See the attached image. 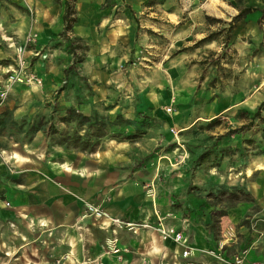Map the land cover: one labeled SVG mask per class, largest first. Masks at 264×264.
<instances>
[{
  "label": "rangeland",
  "instance_id": "374dc122",
  "mask_svg": "<svg viewBox=\"0 0 264 264\" xmlns=\"http://www.w3.org/2000/svg\"><path fill=\"white\" fill-rule=\"evenodd\" d=\"M63 1H56L58 17H61ZM70 1L76 15L73 27L68 33L60 30L53 40L43 43L39 38L40 25L35 28L39 21L35 1L28 4L0 0V59L13 63L15 46L24 44L29 33L35 34L34 41L25 43L24 56L32 69L44 72L41 85L36 87L42 91L43 98L33 88L34 84L18 87L15 84V89L12 84L0 103V159L11 165L7 162L6 156L10 154L6 155V150L10 153L11 146L19 148L20 140L30 139L42 124L50 144L80 150L94 149L108 137L135 138L144 152L134 157L131 172L137 173L136 181L143 189L145 202L152 206L156 224L178 226L185 231L188 245L197 237L204 242L200 247L191 244L195 251L192 258H181L175 252L174 264H232L236 255L243 256V262L264 264V110L260 116L251 118L264 99V22L258 25L257 34L244 39L247 40L244 45L250 48L243 54H238L234 47L233 32L237 21L228 31L216 33V38L222 35L223 40L226 32L230 36L226 43L223 41L220 51L207 55L210 62L213 61L211 67L202 65L206 60L197 50H192L193 45L198 44L194 42L189 47L191 51L186 50L188 71L182 73L181 82L176 80L164 90L149 95L148 87L142 90L135 81L154 80V75L150 77V68L145 67L155 62L162 67V61L174 50L167 43L170 40L161 36L157 46L142 45L139 55L109 67L108 75L102 72L108 68L104 66L106 60L104 65L93 64L92 68H102L92 78L88 73L89 64L80 67L81 61L69 66L73 59L69 47L76 39L78 23L84 30L90 24L108 26L109 20L104 17L110 14L113 18L122 9V5H113L132 0ZM198 1L205 7L203 11L223 19L218 23L207 20L210 26L205 23L204 35L227 27L232 17L228 15L227 4L234 2L241 6L263 2ZM15 15L26 16L29 20L23 39H20L23 28L14 27L16 37L10 35L8 24ZM78 40L86 44V38ZM119 50L113 53H121ZM78 51L77 54L84 55L85 50L79 48ZM221 51L225 52V57L215 64L213 59ZM50 74L53 76L49 77ZM158 78H164L163 70ZM186 80L194 83V88L190 96L184 97L181 90ZM49 83L54 85L51 91L46 88ZM27 97H40L42 108L35 106L37 111L31 115L14 116L21 100ZM151 99L160 101L159 111L154 112L157 108L153 105L137 108L140 100ZM209 100L219 106L214 112L207 107ZM116 103H120V110L113 109ZM168 105L172 107L169 112L165 110ZM212 118L219 122L209 126L207 123ZM102 133L105 134L99 135ZM130 133L135 136L125 137ZM12 141L14 144L9 145ZM203 151L205 156L198 159ZM127 237L123 235L122 240L131 241ZM106 239L105 235H98L103 250ZM172 243L183 247L175 241ZM4 256L0 251V264H5Z\"/></svg>",
  "mask_w": 264,
  "mask_h": 264
},
{
  "label": "crops",
  "instance_id": "0c3cea01",
  "mask_svg": "<svg viewBox=\"0 0 264 264\" xmlns=\"http://www.w3.org/2000/svg\"><path fill=\"white\" fill-rule=\"evenodd\" d=\"M19 1L28 4L33 2ZM34 1L39 18L35 28L40 25L38 31L40 40H43V43L50 42L60 30H63L62 18L58 17L59 4L56 3L59 0ZM262 4L263 2H259L254 5L260 7ZM121 5V13L113 18L109 17L110 14L104 17L105 20H109L108 26L90 24L84 30L79 23L77 25L76 38H86L87 44L80 67L89 64L88 73L92 78L96 76L98 69L102 68V66L92 68L93 64L96 66L105 64L104 66L108 68L102 72L108 75L109 67L121 64L130 56L139 55L142 45L157 46L158 37L161 36H166L170 40L167 43L173 46V52L162 61V67L159 68L161 64L159 62L145 67L150 68V77L154 75L153 81L146 83L135 81L142 90L148 87L149 95L153 91L164 90L176 80L181 82L182 73L188 71L186 58L189 53L186 50L191 51L189 47L194 42L198 43V46L193 45L192 50H197L201 58L206 60L202 65L204 67L214 65L207 55L220 51L224 40L220 35L211 40L197 42L205 36L206 26H210L205 15H211L208 11H203L205 7L200 1L132 0L130 3L127 1L113 6ZM245 5L250 4L241 6L234 2L227 4L229 17ZM259 14L260 11L257 9L237 20L233 39L238 54L249 51L250 47L244 45L247 42L244 39L250 34H257ZM211 16L222 18L220 15ZM8 25L12 37L16 32L14 27L23 28L24 31L20 33V39H23L28 30L29 20L26 16L15 15ZM113 50L122 51V54L118 52L114 54ZM162 70L164 78L157 79ZM37 72L44 75V72L38 70ZM15 84L17 87L26 85L14 83L12 89L17 88L14 87ZM53 86V83H49L46 88L51 91ZM36 87L38 86H33L43 98L42 91ZM193 88L194 83L186 80V84L182 86V95L190 96ZM42 102L40 97L22 99L13 115H31L37 111L35 106L42 108ZM119 104L116 103L113 109L120 110ZM206 104L212 112L218 106L214 100L206 101ZM10 105L13 103L10 102ZM152 105L159 108L160 101L140 100L137 108L146 109ZM158 108L154 109V112H157ZM166 121L168 122V119ZM16 136L21 139V136ZM11 144H14V141L9 143ZM143 152L135 138H104L91 150H80L60 144L52 145L46 135L44 124L31 134L30 139L20 140L19 148L11 146L10 153L6 150V155L10 154L6 156L7 162L11 165L0 159V251L5 255L4 263L174 264L175 252L181 255V258H192L195 251L191 244L202 246L204 244L202 238L197 237L189 242L190 253L183 256V247L173 244V240L163 239L154 228L139 227L135 232L126 229L119 231V241L126 246L129 245L131 250L118 259L114 254L103 250L98 242L99 234L105 235L106 238L110 235L105 218L81 216L84 202L91 201L112 215L157 223L152 206L145 202L143 189L136 181L137 173L133 170L131 172L130 167L134 157ZM11 167L14 169L11 170ZM5 200L9 201V205H5ZM183 232L185 235V231ZM123 235L128 236L131 241H123Z\"/></svg>",
  "mask_w": 264,
  "mask_h": 264
},
{
  "label": "built area",
  "instance_id": "2783aa9c",
  "mask_svg": "<svg viewBox=\"0 0 264 264\" xmlns=\"http://www.w3.org/2000/svg\"><path fill=\"white\" fill-rule=\"evenodd\" d=\"M35 34L29 33L26 37L27 41H34ZM24 44H18L15 46L16 57L13 63L6 65H0V103L5 99L7 91L10 85L14 83H25L41 85L42 76L37 71L29 66L27 58L24 56ZM171 106H166V111H171ZM5 205H9V201L5 200ZM81 216H91L96 219L105 218L107 222L106 227L110 231V235L106 239V252H110L121 259L124 253L129 250L128 246L122 244L119 241V231L126 229L135 232L139 227L154 228L163 239H171L177 243L183 245L182 255L186 256L190 253V246L186 243V237L183 230L177 228L175 225L168 224H153L148 221H136L125 219L119 216L110 214L106 209L98 205L97 203L87 201L83 204V210ZM103 226V224H102ZM243 256L236 255L232 264H243ZM252 264H257L256 262Z\"/></svg>",
  "mask_w": 264,
  "mask_h": 264
},
{
  "label": "trees",
  "instance_id": "16d2710c",
  "mask_svg": "<svg viewBox=\"0 0 264 264\" xmlns=\"http://www.w3.org/2000/svg\"><path fill=\"white\" fill-rule=\"evenodd\" d=\"M60 1V0H59ZM259 10L260 11V14L257 18V23L259 26L262 25V23L264 22V0H263V4L262 6L258 7L256 5H245V6H242L240 8H238V11L236 14H234L230 20H228V25L227 27H221L219 30L217 31H211L209 33H207L205 36H203L202 38H200L197 42L201 43V42H204L206 40H211L213 38H216V33H218L219 31H223V30H226L228 31V29L230 27H232L235 22L237 20H239L240 18H242L243 16H245L247 13L249 12H252L254 10ZM61 18H62V21H63V32L64 33H67L68 31H70L73 23L76 21V15H75V8H74V5L73 3L70 1V0H64L63 1V10H62V13H61ZM205 18L206 20H209L210 22H220V21H223L222 18L220 17H215V16H211V15H208L206 14L205 15ZM229 32H226L225 34V43L228 41L229 39ZM72 46H70V52L73 54V59H72V62L69 64V66H72L74 63L75 64H79L81 61H83L84 59V55L82 54H77L79 51L78 49H82V50H86L87 47H86V44H83V42H80L78 40V38L76 39H73L72 40ZM81 52V51H80ZM225 57V52L221 51L217 54V57L216 59H213L215 62V64L221 62V59ZM213 62V61H212ZM10 61L7 60V59H0V65H6V64H9ZM264 110V99H262L259 104L257 105L255 111L252 113L251 115V118H254L256 116H260L261 115V112ZM119 116V115H117ZM217 119L215 118H212L210 119V121L207 123L209 126L210 125H213V124H217ZM105 133H102V134H99V135H104ZM133 133H130V134H127L125 135V137H132V136H135L134 134L132 135ZM92 148V147H91ZM206 152L203 151L202 153H200V155L198 156V159H202L204 156H205Z\"/></svg>",
  "mask_w": 264,
  "mask_h": 264
}]
</instances>
